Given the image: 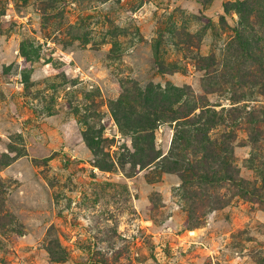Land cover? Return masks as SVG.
Here are the masks:
<instances>
[{"label": "rangeland", "instance_id": "1", "mask_svg": "<svg viewBox=\"0 0 264 264\" xmlns=\"http://www.w3.org/2000/svg\"><path fill=\"white\" fill-rule=\"evenodd\" d=\"M0 264H264V0H0Z\"/></svg>", "mask_w": 264, "mask_h": 264}, {"label": "trees", "instance_id": "2", "mask_svg": "<svg viewBox=\"0 0 264 264\" xmlns=\"http://www.w3.org/2000/svg\"><path fill=\"white\" fill-rule=\"evenodd\" d=\"M162 98L163 100L167 99L166 95H164ZM174 113L176 112H172V113L167 112L166 114L171 115ZM185 116L187 115H182L181 117H185ZM210 128H211V125L202 126V127L195 129L194 132H189L190 133L189 139L193 142H196L197 147L195 148H197L198 150H202L204 152L203 160L205 159L220 160L221 156H219V154H221L222 147L216 140L212 139L208 135ZM185 132H188V131H185ZM178 142H180L181 144L187 142V139L185 138V135H184V129L178 131V133L174 136V140H173L174 145L177 144ZM221 162L224 164L223 166L225 168L227 165V161L225 159L220 160V165H221ZM170 170H173V167H171ZM225 170L227 172V167L225 168ZM226 176H228V179L231 177L230 175H226Z\"/></svg>", "mask_w": 264, "mask_h": 264}]
</instances>
